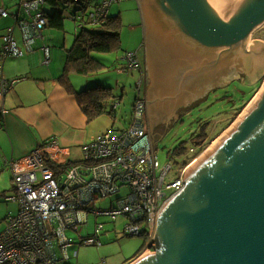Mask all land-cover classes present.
Listing matches in <instances>:
<instances>
[{
  "label": "water",
  "instance_id": "obj_1",
  "mask_svg": "<svg viewBox=\"0 0 264 264\" xmlns=\"http://www.w3.org/2000/svg\"><path fill=\"white\" fill-rule=\"evenodd\" d=\"M137 1L151 81L148 114L173 119L163 134L180 117L179 106L189 111L211 89L261 75L264 62L249 71L256 60L244 48L264 24V0ZM255 43L257 51L264 47ZM154 241L129 264H264V89L163 204Z\"/></svg>",
  "mask_w": 264,
  "mask_h": 264
},
{
  "label": "built area",
  "instance_id": "obj_2",
  "mask_svg": "<svg viewBox=\"0 0 264 264\" xmlns=\"http://www.w3.org/2000/svg\"><path fill=\"white\" fill-rule=\"evenodd\" d=\"M92 1L79 0L75 17L80 29L87 23L104 24L111 15V6L125 0H97L88 13ZM21 5L25 10L19 21L24 46H20L10 27L3 38L1 59L22 57L41 48L45 54L44 64H47L51 49L44 44L49 24L46 0H23ZM0 13L7 14L4 10ZM123 58L127 65L119 71L142 72L127 128L96 135L83 145V160L73 161L71 149L61 147L53 137L28 156L7 163L13 170L15 184L14 192L7 199L17 201L19 210L8 216L6 226L0 231V264H63L69 259L68 248L74 244L67 231L76 232L81 245L100 246L108 223L101 220L103 217L111 222L120 216L127 218L125 234L146 236L148 245L144 253L153 250L158 213L163 204L184 187L185 169L183 166L175 168V163L194 158L200 153V147L191 145L184 156L175 155L165 164L160 163L157 142L153 144L148 127L147 101L142 91L148 79L146 68L138 51H125ZM19 80L21 78L7 81L1 71L0 99ZM0 113L2 117L6 113L2 104ZM126 186L128 193L118 199L116 206L105 210L88 208L91 203L121 193ZM91 222L93 231L83 236L82 230Z\"/></svg>",
  "mask_w": 264,
  "mask_h": 264
},
{
  "label": "rangeland",
  "instance_id": "obj_3",
  "mask_svg": "<svg viewBox=\"0 0 264 264\" xmlns=\"http://www.w3.org/2000/svg\"><path fill=\"white\" fill-rule=\"evenodd\" d=\"M71 9L80 5L79 2L71 0ZM71 1H67L69 4ZM97 0L91 2V6L88 9V13L94 9V5ZM59 6L65 17H67L69 10H67L65 3L59 0ZM45 8L48 11L54 9V5L47 2ZM70 9V10H71ZM120 13L122 16V28H121V48L110 53H97L93 52V56L99 57L103 62L107 64V67L103 68L100 73L94 76H80L72 74V81L76 89L82 90L93 81H101L106 85L114 88V94L116 101L120 100V103L115 107L116 116H110L106 114L103 118H94L93 121L89 122L86 118L85 126L78 127L77 129L70 130L74 133H81L80 137H73L74 142L67 145L85 143L89 138L84 139L90 132H96L97 130H113L120 132L119 129L131 123L132 112L134 103L139 93L138 81L141 78L142 72L140 70H134V73L119 71L120 68L127 65L126 59L123 58L125 51H136L141 50L143 42V25L141 19V12L137 0H125L120 3H115L110 8V14ZM64 30L53 29L54 43L56 48L53 52V62L51 68H55L59 65V69L56 71L55 77H49V81L55 79L61 73V70L65 64L66 50L70 49L75 42L76 35L80 28V22L73 18H65ZM87 23V22H86ZM87 26L91 27L88 23ZM253 37L264 39V24L257 29ZM264 41V40H263ZM255 45L256 43L253 42ZM37 64L40 67L41 60H37ZM146 68V66H145ZM147 69V68H146ZM239 78L233 79L229 84L212 89L208 98L200 102L196 106L192 107L186 114L182 115L172 125V127L165 133H161V136L157 140V154L161 164H165L168 160L175 157L174 149L181 142H186L187 147H190L194 134L198 133L205 125L210 122L208 127V134H210V140L199 149L204 151L206 148L212 145V143L225 134V131L231 127V125L237 120L239 115L250 103L251 99L258 93L264 83V69L257 80L246 85L241 82ZM238 79V80H237ZM97 84V83H96ZM66 90H62L61 93H65ZM70 101H75L74 96L70 95ZM71 113V110H69ZM182 118V119H181ZM102 119V120H99ZM181 119V120H180ZM130 121V123H129ZM129 126V125H128ZM127 126V127H128ZM99 131V132H101ZM98 135V134H97ZM225 139V138H224ZM223 139V140H224ZM222 140V141H223ZM90 142V141H89ZM88 143V141H87ZM63 146H67L62 143ZM188 165V164H187ZM186 165V166H187ZM182 163H175V168H181ZM186 167H184L185 169ZM178 175V172H177ZM128 187L123 188L121 193H118L111 198H107L96 203L88 205L89 209L105 210L116 206L119 198H123L128 193ZM8 211L4 214L7 215ZM4 218V217H2ZM93 218L91 217V220ZM102 221L108 222L106 225V231L103 235L105 242L100 245H81L79 244V235L71 230L67 231L68 237L74 243L68 248L69 259L63 264H82L88 260L91 264H99L105 255L118 254L121 251L118 249V245L123 241L130 243L135 248H143L145 245V237H129L125 235L124 229L128 222L125 217H118L114 222H111L108 218H101ZM110 221V222H109ZM6 220L0 224V227L5 226ZM93 223L87 229L82 230V235L85 236L88 232L93 231ZM2 228V227H1ZM128 245V248L131 247ZM79 253V256H75V252ZM102 258V259H101Z\"/></svg>",
  "mask_w": 264,
  "mask_h": 264
},
{
  "label": "crops",
  "instance_id": "obj_4",
  "mask_svg": "<svg viewBox=\"0 0 264 264\" xmlns=\"http://www.w3.org/2000/svg\"><path fill=\"white\" fill-rule=\"evenodd\" d=\"M22 1L23 0H0V10H4L7 13L6 15L0 13V72L2 71L7 81L21 78V80L8 89L3 99H0V104L6 109L4 117H2L0 113V118H2V126L0 127V224L5 220L7 221L9 215H14L19 210V203L17 201L7 199L15 190L13 170L10 169L7 163L12 159L19 160L28 156L34 149L42 146L53 137L58 139L61 147H69L71 149V158L73 161L83 160L82 147L85 144L84 142L67 145L74 142L73 137H80L82 134L74 133L70 130L85 126L86 118L89 122L93 121L88 119V116L82 110L76 96L65 85L66 81V83L72 85L74 90H78L73 84L72 74L86 76L76 73L75 71L68 72L69 75L67 78L63 76L67 75V71H69L66 69L67 57L74 44L70 49L66 50L65 64L59 76L51 81L48 79L49 77H55L56 71L59 69V65L55 68H51V63L54 59L53 52L54 48H56L53 29L64 30L65 18H73L71 12H68L67 17L63 15L64 23L62 28L48 24L45 29L44 44L51 49L50 60L47 64H44L45 54L41 48L35 52L26 53L22 57H9L5 61H2L1 48L4 42L3 38L10 27L13 28L14 35L20 46H24V38L19 26V21L25 11L21 5ZM77 7H79V5H77ZM142 25L144 35L143 42L140 47L141 50L136 51L139 52L140 59L147 68L146 71L150 80L149 67L146 60V37L143 19ZM38 59L41 60V65L43 67L38 66ZM130 73L133 74L134 71ZM89 84L90 83H88V85ZM64 89L66 92L61 93ZM83 89L84 88H82V90ZM211 91L212 89L210 92ZM70 95L74 96L75 101H70ZM111 103L108 109H111ZM119 103L120 100H117L114 106ZM69 110H71V113ZM105 115L106 114H103L97 118H103ZM115 116L116 112L113 117ZM128 125L119 130H124ZM102 129L94 133L90 132L83 140L89 138V140H87L89 142L97 134L99 135L102 132L108 131V129L101 131ZM113 130L115 129L113 128ZM62 143L67 146H63ZM7 211V215H4ZM1 227L0 231L4 229L3 225ZM105 232L107 231L105 230ZM142 237H145V245L143 248H139L138 246L135 248L130 243L123 241L118 245V249H120V247L122 248L118 254L103 256V262L101 261L99 264H129L131 261L144 254L145 248L148 245V239L144 235H142ZM102 240L104 243L105 238L103 239V236ZM128 245H131V247L128 248ZM78 256L79 253L76 257ZM82 264L91 263L86 260Z\"/></svg>",
  "mask_w": 264,
  "mask_h": 264
},
{
  "label": "trees",
  "instance_id": "obj_5",
  "mask_svg": "<svg viewBox=\"0 0 264 264\" xmlns=\"http://www.w3.org/2000/svg\"><path fill=\"white\" fill-rule=\"evenodd\" d=\"M62 1L65 3L67 10L71 12L72 17L76 19V11L79 7L71 9V0ZM67 1L71 2L66 4ZM75 1L79 2V0ZM47 2L54 5L52 11H48V9L45 8V14L49 20V24L54 27L62 28L64 23V13L60 9L59 0H46V3ZM122 24V16L120 13H117L110 15L108 20L100 26L89 27L85 25L81 28L76 35L74 45L70 49L67 57L66 69L69 71H67V75L63 76L67 78L69 75L68 72L70 73L71 71L86 76H92L107 67L105 62L99 57L93 56L92 53H110L120 49ZM65 85L76 96L82 110L86 113L89 120H93L103 114L114 116V103L116 102V96L114 94V88L110 87V85H105L100 81H93L90 82L89 86L80 91L74 90L72 85L66 83V81ZM110 103L111 109H108ZM209 124L210 122H208L198 133L194 134L191 144L199 145L201 148L206 141L212 139L210 138V134H208L207 125L209 126ZM188 150L189 147H187L186 142H181L175 147L174 152L176 156L182 157L188 152ZM194 158L184 159L182 162L183 167Z\"/></svg>",
  "mask_w": 264,
  "mask_h": 264
},
{
  "label": "flooded vegetation",
  "instance_id": "obj_6",
  "mask_svg": "<svg viewBox=\"0 0 264 264\" xmlns=\"http://www.w3.org/2000/svg\"><path fill=\"white\" fill-rule=\"evenodd\" d=\"M253 33H252V35L254 36ZM252 35H251V37H252ZM263 40H262V38L253 37L252 39H250V41L248 42V44H246L247 46H245V48H244V52H245L244 54H247L250 57V59H252V57H254V60H256V62H253V61L251 62L250 68L248 69L249 71L252 68H254V69L257 70L260 67V64H262L264 62V47L261 50H259V51L255 50V48H253V46H254L253 42H261V43L264 44V41ZM146 57H147V55H146ZM239 72L240 73H243V71H239ZM243 76H245V75H243ZM245 78L248 79L249 78L248 75H246ZM239 80L241 82H243L244 84H246V85H250V83L252 84V82H250V83L249 82H247V83L244 82L243 78H241ZM150 82L151 81L148 78L147 81H146V83L142 86V91L145 93L146 96L148 95V91H149V87H150ZM217 88H218V86H217ZM218 89H220V88H218ZM212 91H214V90H212ZM209 94H210V91H209L208 95ZM201 98H203L202 95L200 96V99ZM187 109H188L187 106L186 107L179 106V108L177 110V112L179 113V116L182 115V117H183L186 114V112L188 111ZM147 118H148V127H149L150 133L152 135V138H153V140L155 142H157L159 136L161 135L160 132L163 131L167 126H169V125H171L173 123L172 122L173 119L172 118L167 119L166 114L163 111L162 112H158L157 116H155V117H153V118L150 119V116H149L148 110H147Z\"/></svg>",
  "mask_w": 264,
  "mask_h": 264
},
{
  "label": "bare ground",
  "instance_id": "obj_7",
  "mask_svg": "<svg viewBox=\"0 0 264 264\" xmlns=\"http://www.w3.org/2000/svg\"><path fill=\"white\" fill-rule=\"evenodd\" d=\"M264 89V83L262 85V88L258 91L257 94L251 99L250 103L247 105V107L243 110V112L239 115L237 120L231 125L229 129L225 131V134L217 138L211 146L206 148L204 151H201L193 160H191L188 165L185 168V174H189V172L199 163L201 159H203L216 145H218L224 138H226L233 130L234 128L240 123V121L244 118V116L248 113V111L251 109V107L254 105V103L257 101L258 97L260 96L262 90Z\"/></svg>",
  "mask_w": 264,
  "mask_h": 264
}]
</instances>
